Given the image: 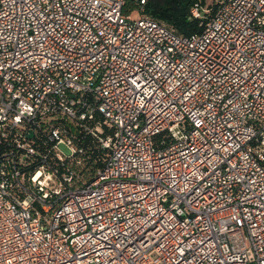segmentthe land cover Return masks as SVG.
<instances>
[{
    "label": "built area",
    "instance_id": "2783aa9c",
    "mask_svg": "<svg viewBox=\"0 0 264 264\" xmlns=\"http://www.w3.org/2000/svg\"><path fill=\"white\" fill-rule=\"evenodd\" d=\"M140 3L0 0V264H264V0Z\"/></svg>",
    "mask_w": 264,
    "mask_h": 264
},
{
    "label": "trees",
    "instance_id": "16d2710c",
    "mask_svg": "<svg viewBox=\"0 0 264 264\" xmlns=\"http://www.w3.org/2000/svg\"><path fill=\"white\" fill-rule=\"evenodd\" d=\"M221 0H147V3L143 6L145 13L155 19L161 20L167 25L173 27L179 34L191 36L198 34L203 31V28L209 19V17L219 8ZM199 3L202 9L209 8L211 12L204 13L203 18H197L192 15L193 8ZM141 8L140 0H127L125 7L126 12L134 11ZM160 139V137H159ZM161 148V145H157ZM93 159L92 164L96 166L101 165L105 162L107 152L100 146L92 144ZM93 164V165H94ZM94 165V166H95ZM81 170L88 171L89 169L94 170L90 165L81 166Z\"/></svg>",
    "mask_w": 264,
    "mask_h": 264
},
{
    "label": "rangeland",
    "instance_id": "374dc122",
    "mask_svg": "<svg viewBox=\"0 0 264 264\" xmlns=\"http://www.w3.org/2000/svg\"><path fill=\"white\" fill-rule=\"evenodd\" d=\"M208 2L210 3V2H212V0H208Z\"/></svg>",
    "mask_w": 264,
    "mask_h": 264
}]
</instances>
